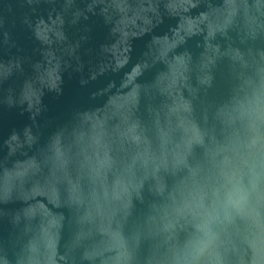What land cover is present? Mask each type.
<instances>
[{
	"label": "water",
	"instance_id": "obj_1",
	"mask_svg": "<svg viewBox=\"0 0 264 264\" xmlns=\"http://www.w3.org/2000/svg\"><path fill=\"white\" fill-rule=\"evenodd\" d=\"M0 264H264V0H0Z\"/></svg>",
	"mask_w": 264,
	"mask_h": 264
}]
</instances>
